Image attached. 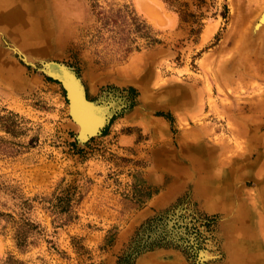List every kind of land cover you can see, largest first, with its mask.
I'll list each match as a JSON object with an SVG mask.
<instances>
[{"label":"rangeland","instance_id":"rangeland-1","mask_svg":"<svg viewBox=\"0 0 264 264\" xmlns=\"http://www.w3.org/2000/svg\"><path fill=\"white\" fill-rule=\"evenodd\" d=\"M263 16L2 0L0 264H264Z\"/></svg>","mask_w":264,"mask_h":264},{"label":"bare ground","instance_id":"bare-ground-1","mask_svg":"<svg viewBox=\"0 0 264 264\" xmlns=\"http://www.w3.org/2000/svg\"><path fill=\"white\" fill-rule=\"evenodd\" d=\"M1 2H2V0H0V3H1ZM261 20L264 22V16H263V19H261ZM261 23H262V22H261ZM21 28H22V29H26V28H30V27L24 25V26H22ZM36 30H37V29H36ZM40 30H41V29H40ZM66 77H67V76H66ZM66 77H65V78H66ZM66 80H67V79H66ZM67 82H68V80H67ZM68 84H69V82H68ZM71 84H72V83H71ZM73 88L75 89L74 86H73ZM74 89H73V91L76 90V89H75V90H74ZM71 90H72V89H71ZM78 93H79V92H78ZM74 95H76V91H75V94H74ZM74 95H72V96H74ZM79 96H80V95H79ZM77 97H78V96H77ZM78 99H79V98H78ZM71 100H73V99L71 98ZM74 100H75V99H74ZM74 100H73V101H74ZM80 100L83 102L84 99L82 100V99L80 98ZM77 101H78V100H77ZM71 102H72V101H71ZM84 102H85V100H84ZM84 102H83V104H84ZM79 103H80V102H79ZM71 105H72V104H71ZM79 105H80V104H79ZM72 106H73V105H72ZM89 106H90V105H89ZM89 106H87V107H88V108H91V107H89ZM77 107H78V106H76L75 108H77ZM73 108H74V107H73ZM81 108H82V107H81ZM81 108H80V110L83 109V108H82V109H81ZM77 109H78V108H77ZM86 109H87V108H86ZM73 110H74V109H73ZM78 111H79V110H78ZM84 111H85V110H84ZM89 111H90V110H89ZM89 111H86V112H89ZM90 112H91V111H90ZM75 113H76V112H75ZM81 113H82V112H81ZM81 113H79V114L81 115ZM73 114H74V113H73ZM79 114H77V116H79ZM84 114H85V113H84ZM91 114H92V113H91ZM89 115H90V114H89ZM83 116L86 117L85 115H83ZM80 117H81V116H80ZM87 117H88V116H87ZM85 119H86V118H85ZM89 119H90V118H89ZM80 120H81V118H80ZM80 125H81V124H80ZM85 126H86V125H85ZM86 127H87V126H86ZM87 130H88V129H87Z\"/></svg>","mask_w":264,"mask_h":264},{"label":"trees","instance_id":"trees-1","mask_svg":"<svg viewBox=\"0 0 264 264\" xmlns=\"http://www.w3.org/2000/svg\"><path fill=\"white\" fill-rule=\"evenodd\" d=\"M22 242H23V240H20V239H19V243H18V244H21Z\"/></svg>","mask_w":264,"mask_h":264}]
</instances>
